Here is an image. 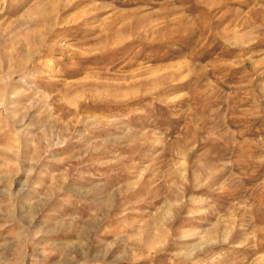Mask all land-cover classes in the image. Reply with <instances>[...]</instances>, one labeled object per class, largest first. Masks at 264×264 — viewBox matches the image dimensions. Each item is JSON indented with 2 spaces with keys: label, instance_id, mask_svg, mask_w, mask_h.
<instances>
[{
  "label": "rangeland",
  "instance_id": "obj_1",
  "mask_svg": "<svg viewBox=\"0 0 264 264\" xmlns=\"http://www.w3.org/2000/svg\"><path fill=\"white\" fill-rule=\"evenodd\" d=\"M0 264H264V0H0Z\"/></svg>",
  "mask_w": 264,
  "mask_h": 264
},
{
  "label": "bare ground",
  "instance_id": "obj_2",
  "mask_svg": "<svg viewBox=\"0 0 264 264\" xmlns=\"http://www.w3.org/2000/svg\"><path fill=\"white\" fill-rule=\"evenodd\" d=\"M43 13H44V12H43ZM43 13H42V14H43ZM49 14H50V13H49Z\"/></svg>",
  "mask_w": 264,
  "mask_h": 264
}]
</instances>
